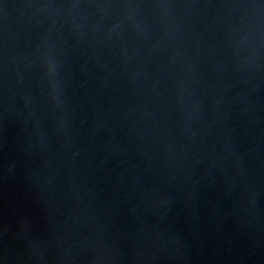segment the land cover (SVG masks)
<instances>
[{
  "label": "water",
  "instance_id": "water-1",
  "mask_svg": "<svg viewBox=\"0 0 264 264\" xmlns=\"http://www.w3.org/2000/svg\"><path fill=\"white\" fill-rule=\"evenodd\" d=\"M0 264H264V0H0Z\"/></svg>",
  "mask_w": 264,
  "mask_h": 264
}]
</instances>
